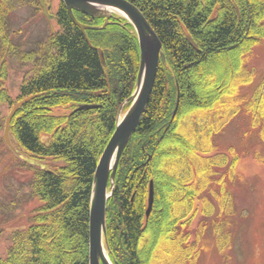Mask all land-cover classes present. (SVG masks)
<instances>
[{
    "label": "trees",
    "instance_id": "1",
    "mask_svg": "<svg viewBox=\"0 0 264 264\" xmlns=\"http://www.w3.org/2000/svg\"><path fill=\"white\" fill-rule=\"evenodd\" d=\"M11 1L0 0V64L5 52L32 63L18 101L34 97L13 116L10 139L17 150L57 165L35 171L31 189L42 205L27 232L14 234L0 264H90L94 174L119 109L136 89L137 35L126 18L114 15L106 27L86 30L89 43L59 0V29L21 52L10 38ZM128 1L157 33L166 61L159 63L149 103L119 161L107 202L106 248L113 264H196L189 226L199 204L206 217L220 216L222 233L239 179L237 159L213 154L212 137L238 112L264 126V78L250 96L242 89L247 55L264 40V0ZM74 14L91 26L105 21ZM229 244L227 236L219 248Z\"/></svg>",
    "mask_w": 264,
    "mask_h": 264
},
{
    "label": "rangeland",
    "instance_id": "2",
    "mask_svg": "<svg viewBox=\"0 0 264 264\" xmlns=\"http://www.w3.org/2000/svg\"><path fill=\"white\" fill-rule=\"evenodd\" d=\"M46 3L53 28L35 0L11 1L8 18L14 31L10 38L21 52L35 49L50 32L59 29L55 18L59 0H46ZM2 43L0 39V55L3 54ZM247 56L249 69L243 83L247 86L242 89L250 96L264 78V40ZM0 70L5 74L0 78V258H6L14 234L27 232L37 208L42 205L31 189L35 171L55 167L57 163L53 159L32 156L22 149L13 150L6 144V117L14 105L8 98L14 103L18 101L20 86L32 73V63L5 52ZM129 106L130 103L125 102L120 107L121 116ZM210 145L213 154L221 152L228 161L237 159L235 167L239 179L232 185L234 213L223 217L226 226L222 233L220 216L206 217L199 204L189 226L190 240L198 245L196 264H264V126L252 124L244 112L232 117L230 114L227 123L213 135ZM227 236H230V244L220 249L219 244L224 245Z\"/></svg>",
    "mask_w": 264,
    "mask_h": 264
},
{
    "label": "water",
    "instance_id": "3",
    "mask_svg": "<svg viewBox=\"0 0 264 264\" xmlns=\"http://www.w3.org/2000/svg\"><path fill=\"white\" fill-rule=\"evenodd\" d=\"M69 12L73 22L83 31L85 38L89 43L90 39L86 34L87 29L104 28L109 23V19L115 13L123 16L134 27L138 38L140 63L137 75L136 89L131 97L126 101L130 103L128 110L121 116V109L118 113L116 128L105 146L93 179L90 219H89V261L90 264H113L105 248L106 242V219H107V202L113 195L115 177L118 169L120 158L129 143L132 135L146 110L152 89L156 80L160 61L165 63V53L163 45L157 33L143 14V12L132 2L128 0H62ZM43 14L50 20L48 6L45 0H37ZM80 11L92 17H105L102 26H91L81 23L75 16L74 11ZM54 31V30H52ZM102 62L105 64L104 52L98 49ZM34 96H28L17 101L10 110L6 119L4 138L6 143L15 150L12 145L9 132L10 123L18 108L31 100ZM125 103V102H124ZM123 103V105H124ZM179 103L177 97L176 107L173 114L176 113ZM122 105V107H123ZM93 105H82L81 108L92 107ZM121 107V108H122ZM154 199L153 182L149 186L148 208L146 215L150 214Z\"/></svg>",
    "mask_w": 264,
    "mask_h": 264
}]
</instances>
